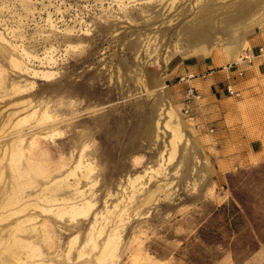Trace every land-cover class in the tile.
Listing matches in <instances>:
<instances>
[{"label": "rangeland", "instance_id": "rangeland-1", "mask_svg": "<svg viewBox=\"0 0 264 264\" xmlns=\"http://www.w3.org/2000/svg\"><path fill=\"white\" fill-rule=\"evenodd\" d=\"M263 36L264 0H0V264L26 257L16 237L37 262L264 264V67L249 62ZM164 108L184 133L176 158L133 185L170 145ZM80 158L96 170L77 196L62 178ZM46 196L96 206L71 221ZM96 214L103 236L81 254Z\"/></svg>", "mask_w": 264, "mask_h": 264}, {"label": "bare ground", "instance_id": "bare-ground-1", "mask_svg": "<svg viewBox=\"0 0 264 264\" xmlns=\"http://www.w3.org/2000/svg\"><path fill=\"white\" fill-rule=\"evenodd\" d=\"M23 54H25V56L26 55L29 56V53L26 50H23ZM233 55H234V53H233ZM35 74L37 75V74H39V72H35ZM44 76L48 77V74L44 73ZM32 109H33V112H31V114L29 116L36 115L38 112V109H35V107H33ZM165 112H166V110L164 108L163 112H162V116H163V114H165ZM166 116H169L171 119L167 120L164 123V122H162V120L164 119L162 117L158 120L157 125H158V129L161 133L163 132L162 127L167 128V130H169L172 133V138L169 141L170 145H168L167 149L161 151V153H160L161 160L157 166L149 165L147 167V169L145 170V172L135 174L132 176L130 175L128 178L129 183H131L133 185L137 184L138 182H140L141 180H143L146 177V173H149L151 178H153L154 176L152 174L160 173L161 170L164 169V167L167 164H169L170 162H172L176 158V155L178 152V147H179L181 141L183 140L184 133L182 131L181 121L179 120V116L175 113V111L173 109L168 110L166 112ZM51 117H52V115L50 114V111L48 109H46L41 114L40 120L41 119H43V120L49 119ZM175 119L178 120L176 123L173 122ZM163 124H164V126H163ZM159 137H160V135H159ZM12 154L13 155L11 158H12V161L15 162V166L18 165L17 162H19L22 158L26 157V159H27V156L25 155V151L21 147L20 148L16 147L15 149H13ZM26 162H27L26 177L32 176L33 173L36 174L35 173L36 170H34L35 165H33L34 163L31 162V159H27ZM19 164L21 165V163H19ZM95 170H96V167L94 166V164L92 162L84 161L82 158H80L78 160V162L75 164V166L62 179L69 178L70 176H78V180L75 182V195H77V196L81 195L82 196L84 194L83 193L84 189L79 187V185L81 184V180H82V178L90 177L91 174H93L95 172ZM38 174H39V172H38ZM62 179H59V180H62ZM43 200L46 202H54L52 204V206L53 205L57 206L55 208L57 214H59L61 216L68 215L71 218V221H78L80 219H85V220L88 219L90 212L93 211L95 206H96V204L93 201L86 199V198H83L82 202H76V201L74 202L71 200V198H68L65 196L55 197L54 199H51L50 197L46 196L43 198ZM118 206H119V204L115 205V210L118 208ZM115 210L108 209V212H109V214L110 213L112 214V213H114ZM125 212H126V210L121 212V214L119 215L120 224H117L116 226H114L111 229L108 236L104 239L100 257L106 256L108 254L113 255L117 251V249L119 247L120 240L122 238L121 229L125 225V223H124L125 219L123 217V215L126 214ZM103 214L102 215H98V214L95 215V223H93L91 226V229L93 230V231H91V237L89 238L87 245H84V247L80 251L81 254H84L83 252L87 246H93V248H95V249L98 248L97 237L103 236L105 226L102 228H99V227L97 228L96 226L100 222V219L102 217L107 220V217H105L106 215H103ZM94 231H96V234H98V236H96V234H94ZM77 240H78L77 236H74L72 238V241L70 244V252L74 248V246L77 244ZM13 246L15 248L22 246V247H26V249H27L26 257H22V255L20 253H16V251H15L14 258L16 259V261L19 264H56L53 261H46L44 259H40L41 261L37 262V260H35L34 257L42 256V254L40 253L39 247L36 245H33L32 243H25L24 244L20 239H18L16 237V238H14V242L13 241L11 242V247H13ZM24 258H26V259H24Z\"/></svg>", "mask_w": 264, "mask_h": 264}, {"label": "crops", "instance_id": "crops-1", "mask_svg": "<svg viewBox=\"0 0 264 264\" xmlns=\"http://www.w3.org/2000/svg\"><path fill=\"white\" fill-rule=\"evenodd\" d=\"M262 43L264 44V36L262 38H260L259 40H257L254 43V47L251 49L252 51V58L254 59H250V64H252L250 67L252 68V70H256L258 68L256 67H264V53L261 54L259 52V48L262 47Z\"/></svg>", "mask_w": 264, "mask_h": 264}, {"label": "built area", "instance_id": "built-area-1", "mask_svg": "<svg viewBox=\"0 0 264 264\" xmlns=\"http://www.w3.org/2000/svg\"><path fill=\"white\" fill-rule=\"evenodd\" d=\"M259 52L261 53V54H263L264 53V47H260L259 48ZM239 75L240 76H243V72H240L239 73ZM227 91H228V93L230 94V95H232V96H236V97H239L241 94H240V92L239 91H237V90H235L234 89V87H233V85H228L227 86ZM185 113L193 120L194 119V116L192 115V113H191V108H187L186 110H185ZM213 131V130H212Z\"/></svg>", "mask_w": 264, "mask_h": 264}]
</instances>
